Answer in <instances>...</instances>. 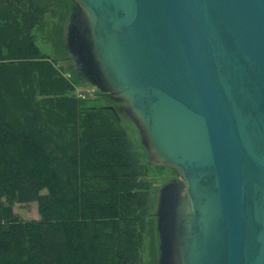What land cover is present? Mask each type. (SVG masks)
Masks as SVG:
<instances>
[{"label": "water", "instance_id": "obj_1", "mask_svg": "<svg viewBox=\"0 0 264 264\" xmlns=\"http://www.w3.org/2000/svg\"><path fill=\"white\" fill-rule=\"evenodd\" d=\"M66 48L174 169L158 264H264V0H72Z\"/></svg>", "mask_w": 264, "mask_h": 264}, {"label": "trees", "instance_id": "obj_2", "mask_svg": "<svg viewBox=\"0 0 264 264\" xmlns=\"http://www.w3.org/2000/svg\"><path fill=\"white\" fill-rule=\"evenodd\" d=\"M47 1L0 0V264H140L150 165L116 109L87 106L37 47ZM31 202L37 220L12 210Z\"/></svg>", "mask_w": 264, "mask_h": 264}, {"label": "rangeland", "instance_id": "obj_3", "mask_svg": "<svg viewBox=\"0 0 264 264\" xmlns=\"http://www.w3.org/2000/svg\"><path fill=\"white\" fill-rule=\"evenodd\" d=\"M45 13L41 20L39 31L35 32V42L39 50L49 55L54 61L55 65L64 72L68 79L78 80L74 91L95 90L92 94L86 95L87 106L95 107H112L116 109L119 123L128 134V137L135 145L142 163L147 164L149 158L148 153L145 152L144 146L141 143L139 132L133 122L128 118L124 111V105L116 102L109 97L103 96L99 93L95 86L89 84L87 81H79L75 76L68 73L70 66L74 64V59L64 47L60 46L58 35L55 33L59 31V38L62 41L66 39V29L70 21L76 22L77 10L72 0H48L45 8ZM56 35V36H55ZM54 42H57L54 45ZM66 47V46H65ZM67 71V72H66ZM80 83V84H79ZM148 165V164H147ZM147 181L150 184L149 190V215L154 218V229L150 230L146 227L140 248V264H158L159 256V240L156 230V209L159 200V193L162 187L170 182L180 183L176 171L170 167H152L147 169ZM13 212L22 220H37L39 219L38 208L36 202L31 203H15L12 207Z\"/></svg>", "mask_w": 264, "mask_h": 264}, {"label": "built area", "instance_id": "obj_4", "mask_svg": "<svg viewBox=\"0 0 264 264\" xmlns=\"http://www.w3.org/2000/svg\"><path fill=\"white\" fill-rule=\"evenodd\" d=\"M94 88H96V87H94ZM97 89V88H96ZM95 91V90H94ZM93 90L91 91V90H89V89H86V91H79V90H75L74 91V93H75V95L78 97V98H82V99H84V98H86V95H89L90 96V94H92L93 92H94Z\"/></svg>", "mask_w": 264, "mask_h": 264}, {"label": "flooded vegetation", "instance_id": "obj_5", "mask_svg": "<svg viewBox=\"0 0 264 264\" xmlns=\"http://www.w3.org/2000/svg\"><path fill=\"white\" fill-rule=\"evenodd\" d=\"M177 184H180V183H177Z\"/></svg>", "mask_w": 264, "mask_h": 264}]
</instances>
